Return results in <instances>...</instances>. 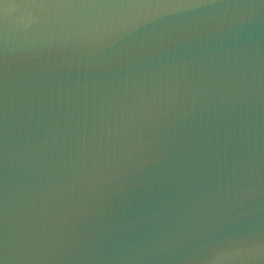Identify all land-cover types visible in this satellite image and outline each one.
<instances>
[{"label":"water","instance_id":"1","mask_svg":"<svg viewBox=\"0 0 264 264\" xmlns=\"http://www.w3.org/2000/svg\"><path fill=\"white\" fill-rule=\"evenodd\" d=\"M0 0L2 264H264V0Z\"/></svg>","mask_w":264,"mask_h":264},{"label":"snow or ice","instance_id":"2","mask_svg":"<svg viewBox=\"0 0 264 264\" xmlns=\"http://www.w3.org/2000/svg\"><path fill=\"white\" fill-rule=\"evenodd\" d=\"M180 6L199 7L205 6L213 0H178ZM29 7H69L76 6L73 0H22ZM2 264V262H0Z\"/></svg>","mask_w":264,"mask_h":264}]
</instances>
